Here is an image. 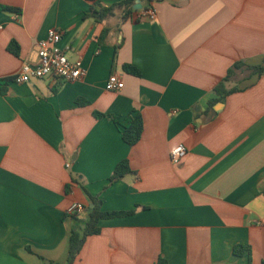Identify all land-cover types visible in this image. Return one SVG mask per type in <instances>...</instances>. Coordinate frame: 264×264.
I'll list each match as a JSON object with an SVG mask.
<instances>
[{"label": "crops", "instance_id": "obj_1", "mask_svg": "<svg viewBox=\"0 0 264 264\" xmlns=\"http://www.w3.org/2000/svg\"><path fill=\"white\" fill-rule=\"evenodd\" d=\"M121 1L0 0L20 9L0 11V264H65L86 213L68 210L90 204L82 187L106 211L136 212L102 220L74 264H250L238 245L263 264L264 73L237 71L230 86L240 90L224 101L213 90L236 61L264 65V0H140L136 15L153 8V18L87 16ZM51 29L86 75L14 82L38 64ZM113 73L118 92L106 89ZM96 112L140 114L141 140L129 146ZM178 145L188 153L174 164ZM126 158L132 173L110 184Z\"/></svg>", "mask_w": 264, "mask_h": 264}, {"label": "trees", "instance_id": "obj_2", "mask_svg": "<svg viewBox=\"0 0 264 264\" xmlns=\"http://www.w3.org/2000/svg\"><path fill=\"white\" fill-rule=\"evenodd\" d=\"M146 1L148 4L151 0ZM137 2L138 0H123L110 6H103L100 2H98V5L100 7L98 9L95 7H91V10L89 14H87V16L94 18L98 22H101L113 15L114 11L120 10L123 14V20L131 18L135 21H140L141 18L136 15L139 9H136L135 6L140 4H138ZM0 11L20 13V9L2 4H0ZM106 34L107 31L102 34L101 39L105 38ZM7 49L9 52L16 56L20 55V47L16 41H11ZM122 68L123 71L128 74H132L135 76L141 75L140 70L131 64H125ZM239 70L247 71L250 77L254 75H262L264 73V65H251L247 64L245 61H236L228 70L226 77H224L215 86L213 90V93L217 95L215 101H224L229 95L240 90L238 86H230L232 80L237 74V71ZM9 80L10 79H7L5 81ZM1 83H3V81H0V84ZM2 92H4V90H2ZM95 116L98 118L105 116L112 118L113 121L120 127L124 142H126L129 146L136 145L142 138L144 132V120L140 114H129L123 120H118L115 116L106 115L100 112H96ZM130 173H132V169L129 159L126 158L121 160L117 164L109 178L110 184H114L120 181ZM73 181L80 184V181L77 179H74ZM82 188L90 200V204H85L84 210V212L88 214V218L84 220V227L82 229H72L69 239V254L65 264H74L80 256L87 238L101 233L102 228L100 223L102 220L117 217H126L133 215L136 212V209L129 211H106L103 209L104 200L101 199L100 196H94L86 188ZM69 189L70 185L67 186L66 191ZM234 253L240 256L248 255L250 264H252V252L250 247L242 245L235 246ZM51 264L60 263L52 262ZM159 264H164V262L160 261Z\"/></svg>", "mask_w": 264, "mask_h": 264}, {"label": "built area", "instance_id": "obj_3", "mask_svg": "<svg viewBox=\"0 0 264 264\" xmlns=\"http://www.w3.org/2000/svg\"><path fill=\"white\" fill-rule=\"evenodd\" d=\"M153 8L143 9L138 17L153 18ZM62 32L58 29H51L46 38L38 43L39 61L36 65L24 64L22 71L15 75L12 80L17 83H29L34 79L51 78L58 82H71L82 79L86 75V69L80 61L72 62L67 56L66 49L60 46ZM124 88V82L118 74L113 73L106 82L108 91L118 92ZM188 149L185 145H178L171 151V161L174 164L180 163L187 155ZM68 162L66 167H70ZM85 210V204L75 202L68 210L69 215H77Z\"/></svg>", "mask_w": 264, "mask_h": 264}, {"label": "water", "instance_id": "obj_4", "mask_svg": "<svg viewBox=\"0 0 264 264\" xmlns=\"http://www.w3.org/2000/svg\"><path fill=\"white\" fill-rule=\"evenodd\" d=\"M137 3L139 4V3H140V1L138 0V2H137ZM135 8H136V9H141V8H142V5H141V4H139V5H136V6H135Z\"/></svg>", "mask_w": 264, "mask_h": 264}, {"label": "rangeland", "instance_id": "obj_5", "mask_svg": "<svg viewBox=\"0 0 264 264\" xmlns=\"http://www.w3.org/2000/svg\"><path fill=\"white\" fill-rule=\"evenodd\" d=\"M88 218V214L87 213H84L83 214V220H86Z\"/></svg>", "mask_w": 264, "mask_h": 264}]
</instances>
